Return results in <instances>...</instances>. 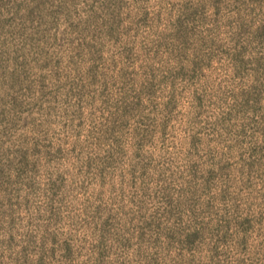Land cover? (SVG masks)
Here are the masks:
<instances>
[{"label": "rangeland", "instance_id": "rangeland-1", "mask_svg": "<svg viewBox=\"0 0 264 264\" xmlns=\"http://www.w3.org/2000/svg\"><path fill=\"white\" fill-rule=\"evenodd\" d=\"M0 264H264V0H0Z\"/></svg>", "mask_w": 264, "mask_h": 264}]
</instances>
